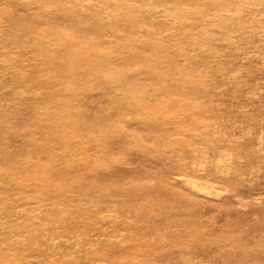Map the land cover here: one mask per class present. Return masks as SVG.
<instances>
[{
	"label": "rangeland",
	"instance_id": "rangeland-1",
	"mask_svg": "<svg viewBox=\"0 0 264 264\" xmlns=\"http://www.w3.org/2000/svg\"><path fill=\"white\" fill-rule=\"evenodd\" d=\"M0 264H264V0H0Z\"/></svg>",
	"mask_w": 264,
	"mask_h": 264
},
{
	"label": "bare ground",
	"instance_id": "bare-ground-1",
	"mask_svg": "<svg viewBox=\"0 0 264 264\" xmlns=\"http://www.w3.org/2000/svg\"><path fill=\"white\" fill-rule=\"evenodd\" d=\"M88 1H90V0H88ZM95 2V1H94ZM103 8V7H102Z\"/></svg>",
	"mask_w": 264,
	"mask_h": 264
}]
</instances>
